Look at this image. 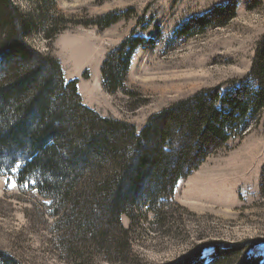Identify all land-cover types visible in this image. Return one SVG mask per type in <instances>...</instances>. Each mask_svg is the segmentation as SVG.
<instances>
[{
	"label": "rangeland",
	"instance_id": "374dc122",
	"mask_svg": "<svg viewBox=\"0 0 264 264\" xmlns=\"http://www.w3.org/2000/svg\"><path fill=\"white\" fill-rule=\"evenodd\" d=\"M10 1L26 16L27 43L58 61L67 80H77L83 103L138 131L153 115L198 93L260 89L255 71L264 67V0ZM219 6H235L234 16L183 34L196 17H217ZM108 14L119 15L117 22L94 23ZM52 29L57 33L49 38ZM137 37L148 42L133 54L126 91H108L105 60ZM251 115L241 135L236 131L180 180L172 198L159 200L158 220L147 202L139 208L141 201L133 216L121 217L129 235L125 253L96 244L73 202L40 193V183L22 178L18 167L6 172L0 166V252L20 264H175L192 253L194 264H211L213 246L243 244V253L262 264L264 109ZM94 214L103 217L100 209Z\"/></svg>",
	"mask_w": 264,
	"mask_h": 264
},
{
	"label": "trees",
	"instance_id": "16d2710c",
	"mask_svg": "<svg viewBox=\"0 0 264 264\" xmlns=\"http://www.w3.org/2000/svg\"><path fill=\"white\" fill-rule=\"evenodd\" d=\"M234 8L219 6L217 17H196L183 34L217 25L221 21L216 18L223 15L232 18ZM118 16L108 14L94 23L108 27ZM28 29L25 14L10 0H0V166L6 172L18 167L22 178L40 183V193L73 202L82 222L90 225L91 238L110 250L130 249L123 215L133 216L141 201L139 208L147 202L158 220L159 200L172 198L180 180L223 148L236 131L241 135L250 115L264 109L261 66L255 71L260 89L198 93L153 115L138 131L133 124L103 118L85 105L77 80H67L58 61L27 43ZM56 33L49 30L48 37ZM146 42L143 37L130 38L105 60L102 80L108 91H126L133 54ZM89 176L93 179L83 180ZM96 209L103 213L101 220L94 219ZM213 247L211 264H255L243 253V244ZM195 260L192 253L175 264ZM0 264L20 263L0 252Z\"/></svg>",
	"mask_w": 264,
	"mask_h": 264
}]
</instances>
